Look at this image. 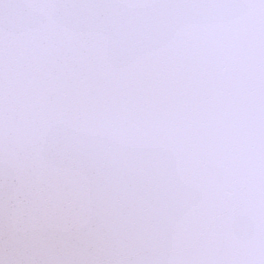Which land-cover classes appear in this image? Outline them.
<instances>
[{"label":"snow or ice","instance_id":"1","mask_svg":"<svg viewBox=\"0 0 264 264\" xmlns=\"http://www.w3.org/2000/svg\"><path fill=\"white\" fill-rule=\"evenodd\" d=\"M0 264H264V0H0Z\"/></svg>","mask_w":264,"mask_h":264}]
</instances>
